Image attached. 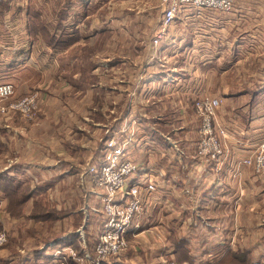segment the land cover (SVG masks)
<instances>
[{
	"label": "crops",
	"instance_id": "crops-1",
	"mask_svg": "<svg viewBox=\"0 0 264 264\" xmlns=\"http://www.w3.org/2000/svg\"><path fill=\"white\" fill-rule=\"evenodd\" d=\"M4 1L23 6L31 4V0ZM47 1L52 3V0ZM87 3H90V0H58L62 10H72V14L65 11V15L61 16L58 35L62 39L64 35L67 38L77 34L85 41L84 38L89 40L88 38L96 33V19L89 20V12L82 14V18L70 20L74 18L72 15L80 14V6ZM185 11L189 13L192 9L185 8ZM23 17L25 22H22ZM3 19L9 20L4 22ZM28 20L29 14L25 11L23 14H0V23L4 22L3 27H0V82L13 84L15 98L36 92L40 105L33 121H26L18 114L8 118L0 115L1 203L8 198L3 188L5 180L14 184H33L29 186L31 193L27 192L29 197L25 201L30 202L37 195L51 191L52 187L63 185L64 181L81 179L83 164L88 162L89 158L100 156L104 134L101 138H94V135L97 131L101 133L106 127L103 128V125L94 120L98 115L106 113L107 116H112L114 121L118 119L111 129H118L135 121L140 131L144 134L147 132L143 140L151 142L152 139L154 142L170 144L169 148L171 147L169 141L161 140L158 136L160 134L154 120L153 128L149 130L143 123H139L138 119L141 118L138 114H134L141 106L137 103L149 95L154 97L159 84L165 81L158 79L159 75L162 77L164 74L159 70V63L140 61L139 54L148 52L145 47L138 46L134 50L138 59L134 62L127 58L130 51L128 45H121L119 54L106 50L108 57L96 63L93 61L90 68L89 75L97 79V82L90 81L84 85L81 83L85 76L83 69H71L76 61L65 60V53L78 43L68 47L62 46L60 49L59 40L55 42L56 46L35 44L36 41L29 36ZM65 21L69 22L66 24ZM195 28L199 30L198 34L194 33ZM58 35L57 38L60 39ZM263 35L264 0H236L233 11L228 15L205 10L196 23L191 20L174 23L161 38V55L184 51L187 59H191L193 55L200 58L194 66L191 60H187L182 67L172 68L173 74L183 76L195 67L196 71L192 72L198 77V81L193 85L198 82L195 87L199 95L209 92L207 86L213 79L216 84L221 85L216 89V93L211 95L221 99L216 120L226 130V137L220 139L229 150V156L218 172L214 169V163L202 164L196 156L159 157L160 159L151 162L152 164L138 160L143 168H153V174L160 182V188L155 195L161 199V204L152 212L150 227L145 223L142 231L126 236L129 242L142 240L138 242L141 250L138 264H160L159 261L163 257L174 260L175 264H209L208 258H223L228 252V247H224L228 244L226 240H237L238 231L245 226L240 224V214L245 213L248 216L252 213L257 201L264 195V181L256 178L252 170L240 166V161L264 137ZM62 41L66 42L65 39ZM250 42L257 43L256 47L250 46ZM48 52L54 54L52 60L48 57ZM117 54L119 58H116ZM166 66L164 65L169 68ZM179 69H183L184 73ZM176 76L178 78H174V83L177 86L184 83L182 80L192 84L190 79ZM189 89L192 88L183 91L182 96L188 97ZM97 95L103 99L108 96L110 106H106L105 110L97 106ZM133 100L137 101V105L128 104ZM186 109L180 108L182 113H185ZM191 109L194 112L193 104ZM150 146L155 150L156 144L150 143ZM145 150L146 148L142 150L143 153ZM84 180H87L86 176ZM44 181L52 183L42 186ZM75 186L81 190V205L83 204L76 213L82 212L86 217L85 222L80 224V230L68 231L67 235H73L72 238L62 235L50 245L42 242L37 244V248L29 247L25 250L16 247L20 254L10 246L0 248V264H59V260L53 256L56 247L62 246L64 242L76 240L75 236H78L81 230L88 228L95 234V228L87 221V215L89 217L92 212L96 214L97 198L91 193L90 186L86 185L84 190L77 183ZM38 188L40 189L37 190ZM35 190L37 191L33 193ZM166 205L168 209L160 215ZM171 211H175V215ZM96 217L97 215L94 216L95 219ZM17 220L18 218H14L11 224L15 226ZM161 233L164 236H161ZM173 240L188 241L186 245H190V263H178L175 260L177 248ZM196 240L199 241V247L192 250L191 246ZM52 244L54 245L51 246ZM155 249L158 253H154ZM130 253L128 251L127 254ZM147 253L150 255H145ZM137 256L132 252L116 263L136 264L132 259Z\"/></svg>",
	"mask_w": 264,
	"mask_h": 264
},
{
	"label": "rangeland",
	"instance_id": "rangeland-1",
	"mask_svg": "<svg viewBox=\"0 0 264 264\" xmlns=\"http://www.w3.org/2000/svg\"><path fill=\"white\" fill-rule=\"evenodd\" d=\"M2 1L5 3L7 2V6L0 9L4 15L7 13H10V15H12V13L23 14V11L29 14V21H27V25L30 27L31 31L29 32V36L33 41L37 42H35V44L51 45L59 40L60 49L62 44L63 47H68L73 43H78L75 45L77 47L74 46L69 52L65 53V60L68 62L76 61V64L73 65L71 69H83L82 71L85 76L81 83L84 85L90 81H93L94 83L97 82V79L95 80L93 76L89 75L90 68L93 66V61L96 63L98 61H103L108 57V53H105L106 50L111 52L116 51L119 54L120 48L122 49L121 45H128L130 51L127 53V58L129 61L134 62L138 60L134 50H136L138 46L145 47L148 52L144 51V53L139 54L140 61L159 63L161 65L159 70L162 73L164 72V74H162V77L159 75L160 77L158 76V79L161 81L163 79L165 81L164 83L159 84V93L156 91V97L152 96L151 98L149 95L144 98L142 102L140 101L137 103V101L133 100L128 102V104H132V106L137 104L141 105L134 111V114H138V117L141 118V120L138 119L139 123H143V126L152 130L154 125L152 121L154 120V123H156L155 126L160 134L158 135L160 136V139H166L172 145L169 148L170 144L166 145L159 141L154 142L152 139L151 142L147 140L152 144H156L155 151L144 154L142 150L144 148L147 149V146L144 145V141L139 138L138 144L133 146L134 148L131 147V150L134 152V158L137 161L142 160L141 163L152 164L151 162L156 161L159 157H195V148L198 142V120L191 109V99L193 101V99L200 94L198 89H196L197 87H195L198 82L193 85L198 81V77L192 72L196 71L194 70L195 67L192 68V70L188 68V74L183 76H180L182 74H173L172 72L174 70H172V68L182 67L183 63L187 60H191L194 66L200 61V58L197 55H193L191 59H187V57L185 58L186 53H184V51L170 52L167 54L164 53L161 55L160 52L162 50L159 46L160 42L156 47L152 46L153 37L158 33L160 28V19L162 15L161 0H90V3H87V5L80 6L82 12L77 15H72L74 18H71L70 20L72 21L76 17L82 18V14L89 12V20L96 19L94 29L96 33L93 36H90V38H88L89 40L84 38L85 41H83L82 37L78 36L76 33L75 37L66 38V35H64L63 39H65L66 42L62 41V37L58 35L60 32L58 29L61 27L62 22L60 19L62 14L65 15L66 11L62 10V6H59L58 0H52V3L47 0H31V4L26 6L9 4L8 1ZM67 11L72 14V10ZM8 20L9 19H3L4 22ZM69 21H65L66 24ZM4 22L0 23L1 28L3 27L2 25H4ZM11 22L12 21H10V23ZM22 22H25L24 17L22 18ZM57 35L61 38L58 39ZM78 45H81L82 47H79ZM169 49L172 48L169 47ZM152 50L153 53H151ZM50 53L51 52H48V57L52 60L54 54ZM118 54L116 55V58H119L117 57ZM124 54L125 53H122V55ZM78 63L80 65H77ZM164 65H167L166 67L169 68H165ZM179 71L184 73L183 69H179ZM176 75H178L179 78L190 79L189 82L192 84L188 83L186 80H182L184 83L177 86L174 83L176 82L174 81V78H178ZM150 76L151 75H149V77ZM214 76L215 75H213V78H215ZM219 87H221V85L216 84L215 79H213V81L207 86L209 94L202 93L201 95L207 94L209 96L217 97L211 95V93L215 94L216 89ZM188 88H192L189 89L190 91L187 93L188 97L182 96L183 91H188ZM195 89L196 91H194ZM191 92L193 95L190 96ZM99 95L95 97V104L105 110L106 106H110V102L107 99L108 96H105L103 99L102 96L100 97ZM187 106L188 109H186ZM181 107L186 109L185 113H182L180 110ZM4 117L8 118L9 116ZM91 118L93 119V117ZM94 120L103 125V128L106 127L105 129H109L118 119H115L114 121L112 116H107L105 113V115L96 116ZM105 129L102 130L101 133L97 131L94 138H101ZM143 135H147V132L145 134L143 133ZM139 145H143V147L140 148ZM250 152L248 154H250ZM65 169H67V167ZM64 182L65 183H62L63 185H58L56 188L52 187V190L48 193L44 192L41 195H37L33 201L30 202H23L24 197H22V194L33 184H24L25 187H23V193H21V195L7 198V200L2 203L0 202V232L7 236L6 243L0 246V248H8V246L14 249L17 247L24 250L29 247L37 248V244L39 243L45 242L50 245L54 239L60 238L62 235H67L68 231L76 232L80 230L86 217L82 212L76 213L82 208L83 204L81 205V190L75 185L77 183V185H80L84 190L86 185L89 187V183L79 178ZM51 183V181H44L41 185L47 186ZM96 202L98 205V207L95 208L97 209V211H95L96 214L91 211L92 214L90 213L89 217L87 215V221H89L90 225L95 228V234L87 228L81 230L79 235L75 236L77 238L76 240H70V242L63 241L64 243L62 246L56 247L53 250V252H62L58 254L60 259L59 264H117L116 262L125 256L127 257V255L132 254V252L134 253V256L138 255L136 259H132L138 264L140 262L139 259L141 258V250H139L140 246L138 245V242H141V239L130 240V242L127 240L128 248L117 256L109 257L99 263L94 260L96 241L101 230L99 224L101 214L98 211V199ZM257 202L255 209L252 213H249L248 216L245 213L240 214V224L243 223L245 226L238 231L239 237L237 240H226L228 241V244L224 247H228V252L225 253L228 255H226L225 262L222 261L223 264H264V195L261 196ZM167 209L168 207L166 205L159 214L163 215ZM153 211L154 210L150 213L149 222L151 223ZM172 212L173 215H175V211H171V213ZM38 214L45 215L39 217ZM94 214L97 215L96 219L94 218ZM242 215L244 218H242ZM14 218H18L15 226L14 224H11ZM25 219L27 221H25ZM148 227H150V225ZM162 235L164 236V234L161 233V236ZM67 236L70 238L73 237L71 234H68ZM17 240L20 241L17 242ZM173 241H175V246H177L176 242L180 245L184 243V246H187L188 248L187 250H190V245H186V243H188L187 240ZM198 242L199 241L196 240V243L191 246L192 250L199 247ZM53 245L54 244L51 246ZM133 248H136L137 250L135 251ZM177 249L180 250L182 247H178ZM127 250L131 253L127 254ZM182 250H180L181 254H184ZM156 251L157 249H155L154 253H158ZM184 251H186V249H184ZM15 252L20 254L16 249ZM154 253L153 255H155ZM145 255L148 256L150 254L147 253ZM58 256L54 257L58 259ZM137 259L139 262H137ZM176 259H178V261H183L182 257L179 255L175 256V260ZM210 259L211 258H208L207 260L210 261ZM159 262L161 264V261Z\"/></svg>",
	"mask_w": 264,
	"mask_h": 264
},
{
	"label": "built area",
	"instance_id": "built-area-1",
	"mask_svg": "<svg viewBox=\"0 0 264 264\" xmlns=\"http://www.w3.org/2000/svg\"><path fill=\"white\" fill-rule=\"evenodd\" d=\"M235 3L236 0H161L160 28L153 37L152 46L158 45L174 23L190 20L196 23L205 10L216 11L226 16L233 11ZM185 8H191L192 11L189 12L191 14L186 12ZM198 31L195 28L194 33L198 34ZM261 40L264 42V35ZM249 45L256 47L257 43L250 42ZM14 92L11 82H0V115L18 114L26 121H33L40 108L38 94L29 92L15 98ZM192 104L198 120L195 156L202 164L214 163V169L218 172L229 156V150L220 139L226 137V130L216 120L221 99L203 94L196 96ZM142 135L143 132L139 130L135 121L118 129H105L104 138L101 139L100 156L89 158L82 166L80 177L84 180L86 176L91 193L98 199V211L101 214L99 221L101 230L97 237L94 257L98 263L125 251L128 248L127 234L135 235L142 231L145 223L151 225L150 213L161 204V199L155 195L160 188V182L153 174V169L143 168L131 150L132 145L138 144L139 138H145ZM143 141L147 146L144 154L155 151L150 143ZM139 147L142 148L143 145ZM240 166L250 168L256 178L264 181V137L250 154L240 161ZM6 241L7 236L0 232V246ZM60 253L62 252L56 251L53 256ZM220 259L212 257L209 264H221ZM58 260L60 261L59 256ZM161 264L175 262L162 258Z\"/></svg>",
	"mask_w": 264,
	"mask_h": 264
},
{
	"label": "trees",
	"instance_id": "trees-1",
	"mask_svg": "<svg viewBox=\"0 0 264 264\" xmlns=\"http://www.w3.org/2000/svg\"><path fill=\"white\" fill-rule=\"evenodd\" d=\"M7 6V3H5V2H3L2 0L0 1V9L2 8V7H6ZM0 14H3V12L0 10ZM29 21V20H28ZM28 30H29V32H31L30 31V27L28 26ZM52 45V44H51ZM53 46H56V44H53ZM62 46H63V44H62ZM23 187H25V185L23 184L22 185V183H20V182H16L15 184L14 183H12V182H10V181H8V180H5L4 181V184H3V188L6 190V192H7V196H8V198H12V197H15V196H19V195H21V193H23L22 192V190H23ZM40 188H38L37 190H39ZM37 190H35V191H33V193H35ZM30 192V190H29V187L24 191V193L22 194L23 196L22 197H24V200H23V202H25V200L29 197L28 196V194H27V192ZM31 193V192H30ZM27 194V195H26ZM39 215V217H42L43 215H45V214H38ZM178 242H176V247L178 248V247H182V249H180V250H182L183 251V253L184 254H181V251L179 250V249H177L176 250V256L177 255H179L180 257H182V260L183 261H178V259H176L177 260V262L178 263H182V262H184V261H187V262H189L190 263V261H191V258L189 257V252H188V250L186 249V246H184L185 244L184 243H182L181 245L180 244H177ZM184 249H186V251H184ZM226 255H228V254H226ZM224 256L223 258H221L220 259V263L221 264H223L222 263V261L223 262H225V260H226V257L227 256Z\"/></svg>",
	"mask_w": 264,
	"mask_h": 264
}]
</instances>
